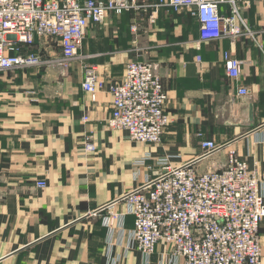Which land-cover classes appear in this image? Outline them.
Masks as SVG:
<instances>
[{
    "label": "crops",
    "instance_id": "1",
    "mask_svg": "<svg viewBox=\"0 0 264 264\" xmlns=\"http://www.w3.org/2000/svg\"><path fill=\"white\" fill-rule=\"evenodd\" d=\"M238 3L249 32L234 39L201 42L197 22L167 6L152 24L149 7L92 24L70 61L57 41L37 39L41 67L0 71V264H183L164 245L139 252L124 200L162 171L160 160L204 174L233 150L264 196V0ZM225 52L244 62L239 82L226 75ZM134 60L153 63L168 94L172 122L158 144L110 129L111 95L93 100L82 88L86 67L97 66L107 90ZM239 85L250 95L238 96ZM203 141L220 151L203 156ZM260 240L264 257V220Z\"/></svg>",
    "mask_w": 264,
    "mask_h": 264
},
{
    "label": "built area",
    "instance_id": "2",
    "mask_svg": "<svg viewBox=\"0 0 264 264\" xmlns=\"http://www.w3.org/2000/svg\"><path fill=\"white\" fill-rule=\"evenodd\" d=\"M238 0H0V71L38 68L45 62L32 51L37 39H53L61 47L64 61L78 56L89 27L103 24L108 16L149 11L155 23L160 8L186 12L197 22L201 42L234 39L245 31L246 21ZM133 34L138 25L130 28ZM201 62V57H197ZM244 62L224 53L229 79L239 82ZM151 62L134 60L126 65L121 81L107 90L97 66L85 69L83 90L93 100L101 91L112 97L107 119L112 130H124L139 144L161 143L172 120L167 112L168 94ZM240 97L250 90L238 86ZM85 121L88 120L86 117ZM203 156L220 151L213 141H203ZM85 150L94 152L88 140ZM162 171L124 200L135 220L134 240L139 252L150 257L164 245L183 264H264L260 227L264 220V196L256 171L230 151L227 165L200 174L191 165L173 167L160 160ZM40 189L47 182H37ZM120 216L112 215L115 221Z\"/></svg>",
    "mask_w": 264,
    "mask_h": 264
},
{
    "label": "rangeland",
    "instance_id": "3",
    "mask_svg": "<svg viewBox=\"0 0 264 264\" xmlns=\"http://www.w3.org/2000/svg\"><path fill=\"white\" fill-rule=\"evenodd\" d=\"M194 20V19H193ZM127 203V202H126ZM128 204V203H127Z\"/></svg>",
    "mask_w": 264,
    "mask_h": 264
}]
</instances>
